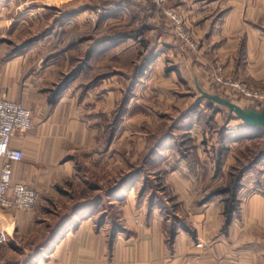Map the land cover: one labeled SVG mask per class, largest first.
<instances>
[{
	"label": "crops",
	"instance_id": "0c3cea01",
	"mask_svg": "<svg viewBox=\"0 0 264 264\" xmlns=\"http://www.w3.org/2000/svg\"><path fill=\"white\" fill-rule=\"evenodd\" d=\"M167 4L201 41L206 64L264 88V0ZM42 49L39 43L12 45L0 24L2 95L31 110L33 119L32 128L11 142L23 152L12 165V179L39 193L31 210L0 208L7 232L0 264H264L261 194L239 196L227 221L224 198L203 200L197 177L183 165L165 173L178 205L173 217L163 213L157 197L137 195L135 187L111 196L93 187L96 181L111 184L112 175L95 177L101 141L91 112H85L87 97L72 79L56 91L60 67ZM107 206L119 210L120 224Z\"/></svg>",
	"mask_w": 264,
	"mask_h": 264
},
{
	"label": "rangeland",
	"instance_id": "374dc122",
	"mask_svg": "<svg viewBox=\"0 0 264 264\" xmlns=\"http://www.w3.org/2000/svg\"><path fill=\"white\" fill-rule=\"evenodd\" d=\"M161 12L150 0H0L6 41L43 44L44 56L51 54L60 67L59 83L72 79L80 96L87 97L85 112H91L87 115L101 141L95 177L112 175L111 184L96 181L93 187L105 191L139 170L126 188L157 197L163 213L173 217L178 205L165 182L166 172L186 166L197 177L203 200L225 199L228 193L219 192L232 187L242 168L250 166L239 181L233 206L239 196L264 197V157L251 165L264 147V129L247 130L224 106H207L196 87L255 108L218 78L245 82L226 74L222 65L206 64L201 41L185 20L181 17L188 40L176 34ZM131 31L140 33L128 37ZM113 125L110 140L115 141L106 150ZM106 208L120 224L119 210Z\"/></svg>",
	"mask_w": 264,
	"mask_h": 264
},
{
	"label": "built area",
	"instance_id": "2783aa9c",
	"mask_svg": "<svg viewBox=\"0 0 264 264\" xmlns=\"http://www.w3.org/2000/svg\"><path fill=\"white\" fill-rule=\"evenodd\" d=\"M152 3L162 9L165 16L173 24L174 31L184 40L189 39L185 30V23L181 16L167 6L168 0H151ZM218 81L229 86L234 96L246 101L257 109L264 108V90L248 87L242 81L223 79ZM33 126L31 110L22 106L19 102L9 100L2 95L0 89V158L2 166L0 171V208L28 211L34 208L39 200V193L22 182H14L12 179V165L23 158L20 149L13 148L11 142L18 133H24ZM7 242V232L0 225V246ZM192 264H203L194 262Z\"/></svg>",
	"mask_w": 264,
	"mask_h": 264
},
{
	"label": "trees",
	"instance_id": "16d2710c",
	"mask_svg": "<svg viewBox=\"0 0 264 264\" xmlns=\"http://www.w3.org/2000/svg\"><path fill=\"white\" fill-rule=\"evenodd\" d=\"M151 1V0H150ZM151 3H152V1H151ZM153 4V3H152ZM154 5V4H153ZM155 6V5H154ZM161 11V10H160ZM161 14L163 15V12H161ZM131 33H133V34H130L129 32L126 34V35H130V36H128V37H133V36H135L136 34H138V33H140L139 31H134V32H132L131 31ZM135 33V34H134ZM23 45V44H22ZM69 79V78H68ZM68 79L66 78V79H64V80H62L63 82L60 84H58V86H57V90L56 91H59V90H61L66 84H67V82H68ZM206 100V99H205ZM213 104H217V103H215V102H212V101H209V100H206V105L207 106H211V105H213ZM219 105V104H218ZM237 119H239L237 116H235ZM241 126L243 127V128H245V129H247V130H256V129H262V128H249V127H247V126H245L244 125V123L241 121ZM114 125H113V128H112V130H111V132L109 133V140H107V144L110 142V139H111V136H112V134H113V129H114ZM154 153V152H153ZM153 153H152V155H153ZM264 157V147H263V149L261 150V152L254 158V160L253 161H251L252 163H251V165H254L256 162H258L261 158H263ZM250 166H244L243 168H242V170H241V172L238 174V176L236 177V179L234 180V184H233V186L231 187H229V188H226V189H224V190H221V192H219V193H228L227 195V198H225L224 199V201H225V203H226V208L224 209V215H225V217L227 218V221H229V219H231V217H232V214H233V212H234V210H235V208H234V206H233V202H235L236 200H235V196H236V190L238 189L237 187L239 186V181L241 180V177H242V174H243V172L246 170V169H248ZM139 175V170H135L134 172H132L131 174H126V176H124V177H122V178H120V180H117L116 181V184L114 185L113 184V186H112V188L111 187H105L106 188V193H107V195H109V196H111V195H113L115 192H121V191H123V190H125V188H126V186H127V184L133 179V178H135V177H137ZM104 188V187H103ZM104 188V189H105Z\"/></svg>",
	"mask_w": 264,
	"mask_h": 264
},
{
	"label": "water",
	"instance_id": "95a60500",
	"mask_svg": "<svg viewBox=\"0 0 264 264\" xmlns=\"http://www.w3.org/2000/svg\"><path fill=\"white\" fill-rule=\"evenodd\" d=\"M197 90L200 97L212 102H215L228 109L229 113L237 116L245 126L249 128H263L264 129V108H243L242 106L230 101L227 98L221 97L218 94H211L203 89L196 83Z\"/></svg>",
	"mask_w": 264,
	"mask_h": 264
}]
</instances>
